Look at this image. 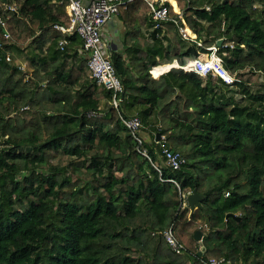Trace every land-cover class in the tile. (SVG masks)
<instances>
[{
	"label": "trees",
	"instance_id": "16d2710c",
	"mask_svg": "<svg viewBox=\"0 0 264 264\" xmlns=\"http://www.w3.org/2000/svg\"><path fill=\"white\" fill-rule=\"evenodd\" d=\"M164 4L172 18L160 27L146 0L120 8L128 26L127 53H112L125 87L118 109L91 77L83 40L56 27L70 24L66 1L0 0V264H264V83L252 90L245 78L264 74V1ZM177 5L204 49L223 39L218 53L235 84L179 68L151 76L161 60L199 55ZM25 40L40 51L29 72L7 59L26 52ZM121 114L143 121L149 157ZM164 148L182 154L181 168L166 164ZM194 189L201 206L182 209ZM171 227L185 254L165 239Z\"/></svg>",
	"mask_w": 264,
	"mask_h": 264
},
{
	"label": "built area",
	"instance_id": "2783aa9c",
	"mask_svg": "<svg viewBox=\"0 0 264 264\" xmlns=\"http://www.w3.org/2000/svg\"><path fill=\"white\" fill-rule=\"evenodd\" d=\"M66 1V14L70 18L69 25L57 24L56 27L64 34L71 36L73 34L79 35L83 40L84 50L89 54L88 66L90 75L97 84L104 86L106 89L113 92L111 103L114 107L120 108L123 99L125 87L122 79L117 73L116 67L112 59V53L109 50V43L105 38V31L107 26L120 14V8L130 0H59ZM150 6V14L156 27L161 26V22L169 20L170 11L164 4V0H147ZM264 1V0H263ZM181 17V15H179ZM6 21L0 16V30L5 29ZM6 36L9 34L6 32ZM185 36H187L185 34ZM69 42L68 38H63L60 41V46L64 47ZM210 57L204 58L201 55L197 57L188 58L184 63L175 59L173 62L161 63L157 66L171 65V67L159 76L170 72L174 68H179L185 73H197L202 76L212 75L213 77L222 78L227 84L236 82V77L223 64V60L218 53L216 45L208 48ZM10 60V56L7 57ZM174 64H177L174 65ZM151 69L153 78H157ZM158 76V77H159ZM122 95V96H121ZM100 112H90L89 116H100ZM123 124L130 130L135 141H137V148L144 156L149 157L147 148L144 146L146 138L143 134L145 128L143 121L139 116L126 117L121 114ZM163 153L166 158V164L173 169H179L185 163V158L180 152L173 151L169 148H164ZM154 166L161 171L157 164ZM176 182L175 180H173ZM177 183V182H176ZM178 184V183H177ZM229 195V192L226 193ZM184 200L182 209L187 204V194L182 195ZM164 237L170 244L172 250L178 254H184L187 251L186 246L175 235L173 228H169L164 232ZM203 249V237L199 240L198 252ZM204 264H222L225 262L224 258H211L203 261Z\"/></svg>",
	"mask_w": 264,
	"mask_h": 264
},
{
	"label": "rangeland",
	"instance_id": "374dc122",
	"mask_svg": "<svg viewBox=\"0 0 264 264\" xmlns=\"http://www.w3.org/2000/svg\"><path fill=\"white\" fill-rule=\"evenodd\" d=\"M16 6V5H15ZM15 6L14 7H10L12 10L15 9ZM180 9V7H179ZM180 12H182V10L180 9L179 10ZM178 11V12H179ZM182 20H184V18H182ZM188 26L185 27L184 31H186V37L187 38H190L194 41L197 40V35L195 32H193V35H190V33L187 31L188 30ZM190 29V28H189ZM7 37V36H6ZM11 36L9 35L8 38H10ZM185 37V38H186ZM12 41H14V38L12 37L11 38ZM220 40V39H219ZM223 41V40H222ZM197 42V41H196ZM218 42V41H217ZM198 44H202L200 41L197 42ZM23 47H25L27 50L26 52H23L22 55H19L18 52H14V53H9L8 55L11 57V61L14 60L15 63H17L19 66H21V68L24 70V71H32L33 68L35 67V65L33 64L32 60H31V57L33 55V50H35L37 47L34 46V45H31V40H25L23 42L20 43ZM46 45H44L45 47L48 46V42L46 41V43H44ZM177 49V47H175ZM200 48V47H199ZM199 48H198V51H199ZM175 49H172V53H174ZM206 51H208L207 49H205ZM36 53H39L37 50H35ZM209 53V57H210V51H208ZM199 54L203 55L202 54V50H200ZM204 57V56H202ZM206 58V57H204ZM161 61H166V60H161ZM38 65V64H37ZM34 66V67H33ZM246 79L249 80V85H251V89L252 90H256V89H260L262 88V84L264 83V74H256V73H253V74H248L245 76ZM264 91V89L262 90ZM236 97L241 100L242 98V94H236ZM145 134V133H144ZM158 165V164H157ZM159 166V165H158Z\"/></svg>",
	"mask_w": 264,
	"mask_h": 264
},
{
	"label": "crops",
	"instance_id": "0c3cea01",
	"mask_svg": "<svg viewBox=\"0 0 264 264\" xmlns=\"http://www.w3.org/2000/svg\"><path fill=\"white\" fill-rule=\"evenodd\" d=\"M130 1H133V0H130ZM164 1H168V0H164ZM147 3H148V1H147ZM174 8L175 9L177 8L176 9L177 11L180 10L178 5H177V7L174 6ZM127 26L128 25L125 23V19L123 18L122 13H120L117 17H115L114 20L107 26L106 31H105V38H106V41L109 43V50L111 53H113L114 51H118V52H121L123 54L127 53L125 50V46H124V44H125L124 38H125V33L127 31ZM142 32L144 35H146V37H148V39L151 40V38H150L151 30L148 26H145L144 28H142ZM46 41L48 42V44L50 43V39H46ZM197 45H198V48L200 47L199 52L201 49L205 50L202 47V44L197 43ZM201 56H203V55H201ZM161 62L163 63V61H159V63H161ZM148 133L145 132V137L147 140L150 139Z\"/></svg>",
	"mask_w": 264,
	"mask_h": 264
},
{
	"label": "water",
	"instance_id": "95a60500",
	"mask_svg": "<svg viewBox=\"0 0 264 264\" xmlns=\"http://www.w3.org/2000/svg\"><path fill=\"white\" fill-rule=\"evenodd\" d=\"M223 39L218 40L217 44L220 45L222 43ZM161 138V135L158 133L157 134V139L159 140ZM188 203L189 206L191 207L192 211H194L196 208L201 206V202L204 199V196L200 194L197 189H194L192 193L188 195ZM258 232V229L255 230V233ZM203 233L200 230H197L195 233V239L198 241L202 238ZM205 251V247L199 252V255H202L203 252Z\"/></svg>",
	"mask_w": 264,
	"mask_h": 264
},
{
	"label": "clouds",
	"instance_id": "9594fccd",
	"mask_svg": "<svg viewBox=\"0 0 264 264\" xmlns=\"http://www.w3.org/2000/svg\"><path fill=\"white\" fill-rule=\"evenodd\" d=\"M165 2H166V1H165ZM176 11H177V10H176ZM177 13H178V16L181 15V17L179 16V18L182 20V18H183V14H182V12H180V11L178 12V11H177ZM1 17H2V16H1ZM182 22H183V24H184V29H185V27L188 26V25L186 24V21H185V20H182ZM185 34H186V31H185V33H184V37H186ZM186 38H187V37H186ZM217 45H218V44H217ZM217 45H216V46H217ZM213 46H214V45H213ZM207 50H208V48H207ZM8 56H9V55H8ZM88 56H89V54H88ZM198 56H200V54H199ZM174 60H175V59H174ZM174 60H173V61H174ZM177 60H178V59H177ZM173 61H171V62H173ZM161 63H162V62H161ZM161 63H158L157 65H159V64H161ZM165 63H167V62H165ZM157 65H155V66H157ZM155 66H153V67H155ZM153 67H152V68H153ZM226 69H227V68H226ZM150 71H151V70H150ZM182 71H183V70H182ZM150 74H151V72H150ZM165 74H166V73H165ZM196 74H197V73H196ZM163 75H164V74H163ZM198 75H199V74H198ZM151 76H152V75H151ZM161 76H162V75H161ZM161 76H159V77H161ZM201 76H202V75H201ZM159 77H157V78H159ZM157 78H155V79H157ZM223 81H224V80H223ZM224 82H225V81H224ZM225 83H226V82H225ZM233 84H235V83H233ZM233 84H231V85H233ZM143 131H144V130H143ZM143 133H144V132H143ZM145 138H146V137H145ZM171 180L173 181L174 179H171ZM173 182H174V181H173ZM175 183H176V182H175ZM176 184H177V183H176ZM177 185H178V184H177ZM190 193H192V192H189V193L187 194V198H188V195H189ZM187 198H186V200H187V204H189ZM202 237H203V236H202ZM198 243H199V240H198ZM198 247H199V246H198ZM203 247H204V245H203ZM198 253H199V252H198ZM184 254H185V253H184ZM204 261H206V260H204Z\"/></svg>",
	"mask_w": 264,
	"mask_h": 264
}]
</instances>
